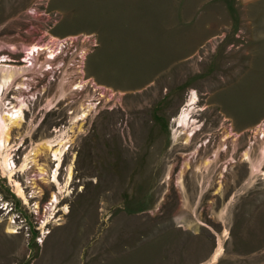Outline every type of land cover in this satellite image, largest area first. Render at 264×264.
Wrapping results in <instances>:
<instances>
[{
	"label": "rangeland",
	"instance_id": "1",
	"mask_svg": "<svg viewBox=\"0 0 264 264\" xmlns=\"http://www.w3.org/2000/svg\"><path fill=\"white\" fill-rule=\"evenodd\" d=\"M50 35L67 38L53 68L37 67L40 53L30 90L18 75L3 97L27 103L16 164L39 140H65L61 193L41 227L56 185L36 179L31 193L34 167L16 171L34 195L24 203L0 168V264H264V159L250 165L264 148V0H0L12 64ZM81 75L91 82L71 89ZM191 90L199 128L185 142L173 117ZM38 161L53 167L48 151Z\"/></svg>",
	"mask_w": 264,
	"mask_h": 264
},
{
	"label": "bare ground",
	"instance_id": "2",
	"mask_svg": "<svg viewBox=\"0 0 264 264\" xmlns=\"http://www.w3.org/2000/svg\"><path fill=\"white\" fill-rule=\"evenodd\" d=\"M67 38H59L53 35H50L48 39L44 41H33L28 44H23L21 46L22 59L23 62L20 65L12 64V59L8 57V55L2 54L0 55V168L3 174L8 177L10 184L13 186L14 192L18 197H20L24 203L28 202V199L33 194H27L24 190V186L13 178L16 171H20L22 173H26L29 171L31 167H34V172L31 173L25 180V182L31 187L36 188L31 191V193L41 194L40 188L36 184V179H41L43 182H53L57 191L50 192L49 201L44 205L43 216L40 222L41 227L45 226L49 221L50 215L47 214L55 205L59 202L58 193L60 192V183L58 181V170L61 164L62 156L67 149L65 147V140L56 139V138H45L39 140L31 146V148L24 154L22 161L19 164H16L13 159V151L19 148L22 145V139L19 140L17 137H12L11 130L13 127H19L21 122L24 121V110L27 107L26 99L24 95H20L16 93V95H12L6 100L3 97V92L11 85L12 79L16 76H21V81L15 84L14 88L23 89L25 91L30 90V86L25 82V80H29L30 77L24 76L27 71L36 66L35 59L40 53L44 54L43 60L39 62L37 67L42 66L43 70L51 69L53 66L50 61L53 60L59 53H61L64 43ZM8 48L10 50H15L16 47L14 45H9ZM17 50V49H16ZM83 51L80 52V60L77 65L78 71L81 72L82 69V58ZM14 62V61H13ZM20 78V77H19ZM90 81L80 76L75 83L72 84L71 89H82L83 85ZM91 82V81H90ZM92 84V83H91ZM94 85V83L92 84ZM29 92V91H28ZM33 93V92H32ZM64 95V94H63ZM28 97V96H27ZM64 96H60L59 98H63ZM58 99V98H57ZM197 100V94L194 90H191L189 96L187 97L185 103L178 110L175 117H173L174 125L176 126L175 131H178V135L181 133L185 134V142L189 141L196 130L199 128L195 125V120L192 118V111L195 108ZM90 102L87 101L80 105L81 113L75 116V118L70 122V126L68 127L70 132H75L73 128L80 129L82 124V120L89 113ZM93 104V103H92ZM86 106L88 108H86ZM57 132V129H54ZM67 131V130H66ZM68 132V131H67ZM226 133V132H225ZM257 133L260 134V138L264 137V128L261 125L257 126ZM176 136H178L175 133ZM229 136L228 133L224 134L222 137V141H224ZM56 137V136H55ZM14 138V139H12ZM59 138V137H58ZM262 142V141H261ZM224 148V146H222ZM221 147V149H223ZM44 151H48L50 154V160L53 162V167L49 170L47 168V164L38 161V155ZM217 155V150L213 152V156ZM244 159H249L247 154V150L243 153ZM264 159V148L262 146L261 149V157L257 162H251V169L258 170L260 167L261 160ZM252 161V160H251ZM210 162V159H206L204 164ZM187 164V163H186ZM261 166V165H260ZM71 165L68 167L67 171V179L71 178L72 169ZM49 170V171H48ZM182 171L179 172L178 178H181ZM27 185V186H28ZM64 186V185H63ZM61 193V192H60ZM34 209L37 212L39 208V204L37 201L34 202ZM52 217V216H51ZM12 231V230H11ZM10 232V231H9ZM15 232V231H14ZM13 232V233H14ZM222 247L218 245L213 253L211 254V261L217 260L218 256L221 254Z\"/></svg>",
	"mask_w": 264,
	"mask_h": 264
},
{
	"label": "built area",
	"instance_id": "3",
	"mask_svg": "<svg viewBox=\"0 0 264 264\" xmlns=\"http://www.w3.org/2000/svg\"><path fill=\"white\" fill-rule=\"evenodd\" d=\"M37 57V56H36Z\"/></svg>",
	"mask_w": 264,
	"mask_h": 264
}]
</instances>
